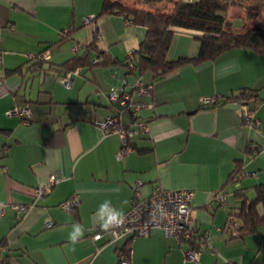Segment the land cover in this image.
Listing matches in <instances>:
<instances>
[{"label": "crops", "instance_id": "obj_1", "mask_svg": "<svg viewBox=\"0 0 264 264\" xmlns=\"http://www.w3.org/2000/svg\"><path fill=\"white\" fill-rule=\"evenodd\" d=\"M115 1L166 12L175 0ZM103 2L0 0V129L9 130L0 132V264H124L119 251L127 257L122 249L128 241L127 264H264V228L244 236L228 228L229 210L238 204L235 190L249 194L264 183V53L234 48L160 78L138 75L153 84L150 94L135 96L144 103L138 119L149 129L136 135L132 151L119 156L122 138L99 122L120 114L128 125L133 113L111 100L109 66L71 72L70 87L53 70L30 68L31 58L50 45V60L61 64L77 44L90 45L95 32L98 48L113 59L124 60L138 49L147 28L119 12L99 16ZM228 18L243 32L261 23L264 11L247 19L245 7L234 5ZM67 29L71 33L64 35ZM201 35L175 27L168 59L198 55ZM96 54L91 51L93 61ZM243 89L259 93L244 104L223 101ZM204 97L221 101L204 105ZM18 105L29 106V120L9 114ZM243 106L254 110L260 127L244 118ZM239 161L244 176L228 183ZM54 174L58 180L50 192L36 198L34 190ZM183 188L195 191L191 216L204 234L203 245L178 242L162 228L113 242L93 239L99 226L95 213L105 200L126 213L134 197ZM72 196L79 199V220L62 206ZM15 205L31 206L19 211ZM74 223L83 225L85 234L72 251L68 234ZM190 248L199 250L198 259L187 257Z\"/></svg>", "mask_w": 264, "mask_h": 264}, {"label": "trees", "instance_id": "obj_2", "mask_svg": "<svg viewBox=\"0 0 264 264\" xmlns=\"http://www.w3.org/2000/svg\"><path fill=\"white\" fill-rule=\"evenodd\" d=\"M234 5L245 7L247 19L260 16L264 11V0H175L173 8L166 12L127 6L115 0H104L99 16L119 12L132 24L147 28L145 39L132 55H128L124 60L113 59L106 51L98 48L97 32H95L90 45L80 46L72 57L61 64H54L50 60L51 58H41L43 52L50 50L52 46L50 45L46 50L31 58L30 68L38 72L53 70L58 76L65 77L68 73L80 71L85 67L120 65L126 68L127 76L137 77L151 72L155 78H160L187 64L200 65L214 61L234 48H248L258 53H264V20L257 26L248 27L245 31L240 32L235 29L228 18V11ZM175 27L202 32L198 55L182 56L174 60L168 59V50ZM63 34L66 35L64 32ZM92 50L97 53L96 62L90 55ZM11 72L13 71H9V73ZM258 93L259 89H243L238 94L228 95L223 101H237L244 104L257 96ZM220 101L221 99L216 97L210 104H217ZM0 132H9V130L0 129ZM243 176V165L239 161L230 174L228 183L237 184ZM234 196L238 200V204L229 210L228 228L233 232L237 231L240 236L260 232L264 228V183L254 187L252 198L243 188L236 189ZM69 209L79 220V204L72 205ZM236 220L239 225L234 230L231 226ZM202 235L205 241L204 234ZM128 242L122 249L127 257L130 256V243ZM195 242L193 243L195 244ZM2 244L3 241H0V245ZM119 255L120 261H122L121 251H119Z\"/></svg>", "mask_w": 264, "mask_h": 264}, {"label": "built area", "instance_id": "obj_3", "mask_svg": "<svg viewBox=\"0 0 264 264\" xmlns=\"http://www.w3.org/2000/svg\"><path fill=\"white\" fill-rule=\"evenodd\" d=\"M87 21L90 17L86 18ZM70 29L64 31L69 34ZM80 48L76 45V49ZM135 50H132L129 55H132ZM42 59H50L51 54L47 51L41 54ZM97 61V58L94 62ZM109 76L114 80L111 88L110 98L122 108H130L133 113V118L130 124L126 125L120 121V114L110 115L105 120L100 121L99 124L105 129H110L116 132L122 138V148L118 155L129 153L133 150L132 141L139 132L148 131L147 123L138 119L139 110L144 106L141 101H136L135 96L150 94L153 91L152 82H145L141 77H137L131 81L126 73V68L120 65H113L106 68ZM79 70L75 71L77 73ZM72 73H68L63 77L64 83L67 87L72 85ZM216 97H204L201 99L204 105L210 104ZM121 113V112H120ZM242 113L247 121H251L257 127L261 126L260 120L255 117L253 109L247 106L242 107ZM9 114H18L21 118L29 120L31 118V111L28 105H18L9 111ZM254 144H251L253 147ZM58 180V175H52L49 183L37 187L34 190L36 198H43L50 192L55 181ZM195 191L193 189H170L159 190L150 198L138 199L134 197L132 206L128 212L125 213L126 222L123 227L116 228L112 231H103L99 226L93 235L94 240L106 238L109 242L116 241L123 236H146L149 235L154 228H162L165 232L174 237L178 242L182 240L196 241L197 245H203V235L196 229L193 224L191 216L192 200ZM218 200H223V197L218 196ZM78 197L62 203L64 208L69 209L72 205H78ZM31 205H15L19 211H25ZM3 208H1V211ZM49 226L51 221L47 222ZM239 222L236 220L232 223V229L236 230ZM187 257L193 260L199 258V250L197 248H190L187 252ZM121 262L127 264L128 257L121 255Z\"/></svg>", "mask_w": 264, "mask_h": 264}, {"label": "clouds", "instance_id": "obj_4", "mask_svg": "<svg viewBox=\"0 0 264 264\" xmlns=\"http://www.w3.org/2000/svg\"><path fill=\"white\" fill-rule=\"evenodd\" d=\"M98 218L99 227L103 231H112L116 228H121L126 222V216L122 209H117L113 206L111 200H105L99 205L97 212L95 213ZM85 229L80 223L72 224V230L68 234V241L72 247V251H75V245L84 237Z\"/></svg>", "mask_w": 264, "mask_h": 264}, {"label": "rangeland", "instance_id": "obj_5", "mask_svg": "<svg viewBox=\"0 0 264 264\" xmlns=\"http://www.w3.org/2000/svg\"><path fill=\"white\" fill-rule=\"evenodd\" d=\"M235 19H236V22H238V21H240L239 19V17H234ZM238 31H240V30H242V28L241 27H237V26H234ZM241 32V31H240ZM104 70V69H103ZM105 71V70H104ZM62 82H64V80L62 81ZM63 85H64V83H63ZM108 92V91H107ZM111 93V92H110ZM108 101H109V98L107 99ZM249 194H250V196H251V198L254 196V192H249Z\"/></svg>", "mask_w": 264, "mask_h": 264}]
</instances>
